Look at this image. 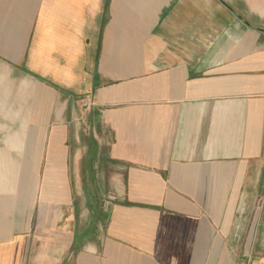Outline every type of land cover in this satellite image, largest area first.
<instances>
[{
	"label": "crops",
	"instance_id": "0c3cea01",
	"mask_svg": "<svg viewBox=\"0 0 264 264\" xmlns=\"http://www.w3.org/2000/svg\"><path fill=\"white\" fill-rule=\"evenodd\" d=\"M11 5L0 264H264V0Z\"/></svg>",
	"mask_w": 264,
	"mask_h": 264
},
{
	"label": "rangeland",
	"instance_id": "374dc122",
	"mask_svg": "<svg viewBox=\"0 0 264 264\" xmlns=\"http://www.w3.org/2000/svg\"><path fill=\"white\" fill-rule=\"evenodd\" d=\"M15 2H17V0H0V3L6 4V7H1V5H0V18H6V17L9 18L10 17V14H11L10 9L12 8L11 4H14ZM88 112L89 111L87 110L83 113V116H82L83 119H82V121H80L79 126H77V130L79 131L80 136L82 137V141L84 143H86L84 136L92 137V132H93V130H95L94 129L95 127L93 126L94 124L87 117ZM97 171H98L97 172L98 173L97 179L101 183L102 177H103V172L101 171L100 167L97 168ZM78 199H79V201H78L79 204L77 203V205L80 206L79 211H81V210L84 211V205L85 204L82 201L83 200V193L81 196H78ZM82 216H84V215H82ZM81 220H84V219H81Z\"/></svg>",
	"mask_w": 264,
	"mask_h": 264
}]
</instances>
